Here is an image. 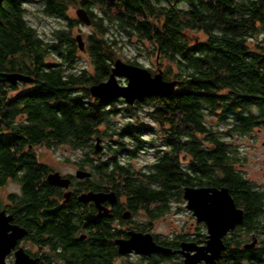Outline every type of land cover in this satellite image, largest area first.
Segmentation results:
<instances>
[{"label": "trees", "instance_id": "16d2710c", "mask_svg": "<svg viewBox=\"0 0 264 264\" xmlns=\"http://www.w3.org/2000/svg\"><path fill=\"white\" fill-rule=\"evenodd\" d=\"M26 1L0 0V134L19 135L7 144L0 142V184L19 174L22 209L28 214L38 211L45 195L35 190L42 168L34 165L37 157L28 144L63 141L77 149L88 147L78 163L89 165L100 178L99 185L89 187L115 188L134 210L141 206L152 217L183 200L187 185L228 187L244 209L238 231L245 233L238 235L236 230L226 237L227 248L217 264H264V243L245 246L254 238L252 232H264V187L236 166L241 156L225 138L264 126V46L256 49L249 43L264 30V0H43L47 14L65 19L50 37L29 22ZM73 2L84 6L92 18L83 50L72 32L81 20L68 14ZM118 36L147 43L145 49L156 53L164 77L177 79L172 94H150L134 103L145 107L165 134L164 150L147 170L120 158L137 154L145 130L132 123L113 127L111 120L119 109L108 104H116L118 98L102 101L90 91L92 84L109 77ZM81 51L87 52L90 66L76 70ZM128 61L142 65L133 58ZM13 69L26 70L35 79L18 95L8 94L1 78L2 70ZM5 99L10 101L4 103ZM214 116L218 123L209 119ZM97 135L110 137L105 145L110 156L104 159L90 155V151L101 153L94 146ZM18 138L14 149L12 142ZM125 139L135 146L129 147ZM152 201L160 203L154 210ZM76 219L69 211L51 225L65 243L79 244L70 263L113 264L112 238L118 234L113 218L92 220L99 228L82 242L73 238ZM85 221L86 211L81 222ZM163 243L172 245L168 238ZM174 258L158 254L137 264H182Z\"/></svg>", "mask_w": 264, "mask_h": 264}, {"label": "flooded vegetation", "instance_id": "af4514ba", "mask_svg": "<svg viewBox=\"0 0 264 264\" xmlns=\"http://www.w3.org/2000/svg\"><path fill=\"white\" fill-rule=\"evenodd\" d=\"M3 72L9 70H2ZM1 71L2 81L6 88L9 89L8 94L18 95L20 90H24L25 88L30 86V82L33 80H22L18 79L16 83L11 82L7 79L6 75ZM13 71H18L24 74H29L30 72L26 70L13 69ZM31 75V73L29 74ZM32 76V75H31ZM10 95V96H12ZM10 99H5L4 103L9 102ZM16 117V116H15ZM12 136L18 137V134H0V142L1 145L7 144ZM104 138H102L103 148L97 151H103L105 144L103 142ZM19 138L12 142V147L17 148L19 146ZM67 142L57 141L54 143L48 144L47 140L42 141L40 143L34 142L28 144V149L34 151L37 157V163L34 164L36 167L42 168V178L37 181L36 189L40 190V193L45 194L43 196V200L38 204V211H31V213H27L26 210L22 209L21 197L24 193L23 184L19 180V174L16 176H8L6 180L0 184V226L10 225L5 235L0 234V264H18L19 254L21 248L27 253L30 257L28 263L29 264H71L70 258L74 255L73 250L79 245L77 242H70V244L65 243L63 238L57 234L52 228V221L54 223L59 222L60 220L65 219V214L69 211L77 217L75 222L72 220L74 224L73 229V238L74 240L78 239L82 242V240H88L90 237L91 230H96L97 225L92 220L99 221V219L110 217L113 218V227L116 228L117 236H114L112 239L114 240L116 247V255L112 258V263L115 264V261L118 258H121V264H137L139 261H143V259L148 258L152 255H160V254H171L174 255V259L178 262L184 263L185 259V251H189L191 253L195 252V249H187L184 248V251H175L171 253L164 252H153L151 254H144L137 252L136 250L129 251L127 253H120L118 243L116 242V238L118 237H129L130 231H143V232H152L154 238L157 242L163 243L165 238H168L172 241V245H168L173 249H182L183 243H194L197 245H206L208 240V228L203 220H198L191 210L194 219L192 221V227L190 230L181 229L173 236H162V234H158L153 229V224L155 220L163 215V213L155 215L156 217H152L148 214L146 209L137 207L136 210L133 209L128 203L127 196L120 194L117 189L111 188L110 186H105V188H91L89 183H94L99 185L100 178L98 174H94L91 170L90 166H81L79 163H75V170L72 172H62L56 165L47 161L46 159L42 160L43 155L46 153L45 147H61L65 146ZM95 146V145H94ZM40 149L41 155L37 152V148ZM161 150L164 148H159L156 151V155L159 154ZM153 160L151 163H153ZM150 163V164H151ZM149 164V166H150ZM88 170L91 172L90 175H85L80 177L77 175L78 170ZM138 169V168H137ZM141 169V168H139ZM52 171H59L63 177H68L70 180L68 185L55 184L49 180L48 175ZM111 191L114 190L117 193V199L115 202H110V200L103 201V205H105L109 214L99 216L100 207L96 204L94 200L84 201L80 198V195L87 191ZM67 193V195H66ZM184 196V195H183ZM187 201V200H186ZM160 205L157 201H152L151 210L156 209V207ZM140 210H144L146 214H148L146 221L137 220V215ZM190 210V209H189ZM87 213L88 221L81 222L82 216L84 213ZM129 211V216L125 217L124 212ZM55 215V219L52 217ZM80 219V220H79ZM150 219V220H149ZM6 220V221H5ZM77 221V223H76ZM62 222V221H61ZM19 225L26 229V233L17 237L14 241V244H10L12 242L13 235V226ZM241 225V224H239ZM234 231H238V227ZM233 232V231H232ZM39 233L41 235L39 236ZM231 233V231L229 232ZM228 233V234H229ZM225 235L224 240L226 242ZM230 235V234H229ZM253 237L257 241V237L253 233ZM253 238V240H254ZM6 239V240H5ZM11 239V240H10ZM14 240V238H13ZM252 240V241H253ZM250 241V242H252ZM7 242V243H6ZM247 242V243H250ZM245 242V244H247ZM8 244V245H7ZM256 244V242H255ZM255 244L253 246H255ZM227 245V242H226ZM6 246H10L9 249L5 252ZM252 246V247H253ZM226 250V249H225ZM223 256V254H222ZM221 256V258H222ZM3 258V259H2ZM32 260V261H31ZM219 260V259H218ZM218 262V261H217ZM216 262V264H217ZM198 264H211L206 263L205 261H201Z\"/></svg>", "mask_w": 264, "mask_h": 264}, {"label": "water", "instance_id": "95a60500", "mask_svg": "<svg viewBox=\"0 0 264 264\" xmlns=\"http://www.w3.org/2000/svg\"><path fill=\"white\" fill-rule=\"evenodd\" d=\"M78 18L85 24L90 25L92 18L88 10L84 6L76 9ZM80 49H85V40L82 32L76 33ZM7 79L16 83L18 79L33 80V76L18 71L3 72ZM125 76L126 83H121L119 77ZM177 86V79H167L164 77L163 68L158 66V70L153 72L149 67L125 61L118 57L115 59L109 77L90 86L91 93L101 98L102 101H110L119 97H123L129 104H134L136 100L143 101L150 94H172ZM95 148L100 150L103 148L102 137L96 136ZM88 170H78L77 175L83 177L90 175ZM50 181L55 184L68 185L69 178L63 177L59 171H52L48 175ZM67 195V193H66ZM184 198L187 200L186 206L192 210L198 220L205 221L208 228V240L206 245H197L194 243H183L182 249H173L168 245L157 242L152 232L130 231L129 237H118L119 252L127 253L132 250L144 254L153 252L171 253L175 251H184V248L195 249L194 253L185 251V264H198L201 261L216 264L221 258L223 251L227 248L224 237L230 231H234L236 227L244 221V209L237 205L234 196L226 186H192L187 185L183 192ZM84 201L94 200L100 207L99 216L109 214L108 208L103 205V201L110 200L115 202L117 193L111 191H87L80 195ZM124 216H129V211L124 212ZM6 221V220H5ZM1 225V224H0ZM10 225L0 226V234L7 236L6 232ZM26 233V229L15 225L13 226L12 242L17 237H21ZM14 238V240H13ZM6 240V239H5ZM11 240V239H10ZM256 239L245 244L252 247ZM7 243V242H6ZM11 244V245H12ZM8 245V244H7ZM10 246H6L5 252ZM18 264H29V255L21 248ZM3 259V258H2ZM32 261V260H31Z\"/></svg>", "mask_w": 264, "mask_h": 264}, {"label": "rangeland", "instance_id": "374dc122", "mask_svg": "<svg viewBox=\"0 0 264 264\" xmlns=\"http://www.w3.org/2000/svg\"><path fill=\"white\" fill-rule=\"evenodd\" d=\"M43 0H27L25 2L26 17L29 22L36 26L41 32L42 35L50 37L52 29L56 26H62L65 24V19H61L52 15L47 14L43 10ZM81 6L78 3L73 2L69 5L68 14L72 18H78L76 9ZM92 30L91 25L85 24L83 21L77 23L72 32L73 35L77 32H82L83 36L89 34ZM196 34L202 35L203 33L196 32ZM196 35V36H197ZM203 36V35H202ZM119 46L118 51L116 53V59L118 57L122 58L125 61L133 58L138 60L144 66L149 67L153 72L158 70V64L160 59L156 55V53H151L149 49H145L147 43L143 45L137 41V38L128 39L126 37L121 38L118 36ZM249 43L252 47L258 49L264 46V30L258 33L255 36H252L249 40ZM142 46V47H140ZM49 60L51 62L56 61L54 56H49ZM89 65V56L86 51H81L79 55V59L77 61V65L74 69L79 70L82 66ZM90 66V65H89ZM119 81L121 83H126L127 78L125 76L119 77ZM126 104H129L125 101L123 97H119L116 100V104H108V107H115L119 110L114 114L112 118L111 125L113 127L120 126V124L132 123L133 126L138 127V129H144L141 138L143 141L140 148L137 150L136 155H128L122 154L120 156L122 162H130L134 167L141 168L143 170H147L149 168V164L157 158L156 151L159 148H164L163 141L165 134L162 132V125L158 124L146 111L145 107L134 106L128 107ZM130 105V104H129ZM209 119L214 123H218V119L216 116L209 117ZM101 129L105 130V124L100 125ZM227 128L226 125L221 127L222 130ZM225 135V134H224ZM226 139L232 143V145L237 149L238 154L241 156V159L236 162V166L242 170L243 173L248 176V178L255 183L264 187V126H257L255 129L250 131L247 134L242 133H234V134H226ZM95 137V136H94ZM106 139L103 140L104 144L107 145L110 141V137L105 136ZM103 137V138H105ZM113 139L117 140V136L114 135ZM126 142H130L129 147L133 148L135 146L132 144L130 139H125ZM147 140H153V142H148ZM95 141V139H94ZM40 147L37 148V152L40 153ZM46 153L43 155L42 160L46 159L52 164L56 165L57 168L62 172H72L75 170V163L81 161L83 158V154L85 150H89L88 147H80L73 148L69 143L65 146H61L59 148L55 147H45ZM90 155H92L95 159L106 158L110 156L109 149L104 147L101 153H94L90 151ZM186 199L183 198L181 201H173L170 205L169 211L165 212L163 215L159 216L154 224L153 230L158 234H162V236H173L181 229L190 230L192 227V221L195 220L194 216L186 206ZM137 215V220L146 221L148 214L144 212V210H140ZM150 218V217H149ZM150 220V219H149ZM232 232V231H231ZM245 232H239L238 235L244 234ZM257 237L256 244L264 243V232L254 231L252 232ZM231 234V233H229ZM228 234L227 237H230ZM238 236H236L237 238ZM244 238V236H243ZM253 238H249L246 240L247 242L252 241ZM245 242V241H244ZM121 258L115 261V264H121Z\"/></svg>", "mask_w": 264, "mask_h": 264}]
</instances>
